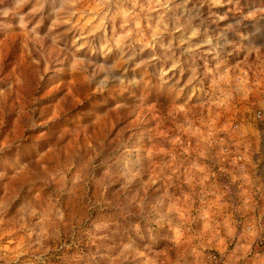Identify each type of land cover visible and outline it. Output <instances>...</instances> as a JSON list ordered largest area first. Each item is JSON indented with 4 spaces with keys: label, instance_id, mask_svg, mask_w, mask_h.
I'll return each instance as SVG.
<instances>
[{
    "label": "rangeland",
    "instance_id": "1",
    "mask_svg": "<svg viewBox=\"0 0 264 264\" xmlns=\"http://www.w3.org/2000/svg\"><path fill=\"white\" fill-rule=\"evenodd\" d=\"M262 155L264 0H0V264H264Z\"/></svg>",
    "mask_w": 264,
    "mask_h": 264
},
{
    "label": "crops",
    "instance_id": "2",
    "mask_svg": "<svg viewBox=\"0 0 264 264\" xmlns=\"http://www.w3.org/2000/svg\"><path fill=\"white\" fill-rule=\"evenodd\" d=\"M258 162H260L261 167L250 172V177H248L247 185H251V187H255L258 189V192L261 193L264 190V155L259 157ZM254 168V165L252 166Z\"/></svg>",
    "mask_w": 264,
    "mask_h": 264
},
{
    "label": "built area",
    "instance_id": "3",
    "mask_svg": "<svg viewBox=\"0 0 264 264\" xmlns=\"http://www.w3.org/2000/svg\"><path fill=\"white\" fill-rule=\"evenodd\" d=\"M258 116H261V111L258 113Z\"/></svg>",
    "mask_w": 264,
    "mask_h": 264
}]
</instances>
